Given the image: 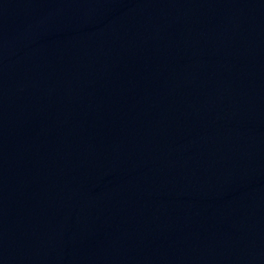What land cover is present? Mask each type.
I'll return each mask as SVG.
<instances>
[{
	"label": "water",
	"instance_id": "obj_1",
	"mask_svg": "<svg viewBox=\"0 0 264 264\" xmlns=\"http://www.w3.org/2000/svg\"><path fill=\"white\" fill-rule=\"evenodd\" d=\"M0 264H264V0H0Z\"/></svg>",
	"mask_w": 264,
	"mask_h": 264
}]
</instances>
